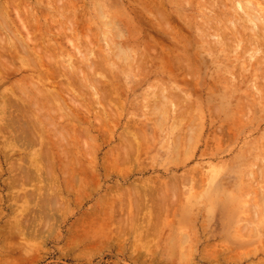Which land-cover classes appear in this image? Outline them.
Wrapping results in <instances>:
<instances>
[{
	"label": "rangeland",
	"instance_id": "obj_1",
	"mask_svg": "<svg viewBox=\"0 0 264 264\" xmlns=\"http://www.w3.org/2000/svg\"><path fill=\"white\" fill-rule=\"evenodd\" d=\"M12 1L0 0V264H264V5Z\"/></svg>",
	"mask_w": 264,
	"mask_h": 264
},
{
	"label": "bare ground",
	"instance_id": "obj_2",
	"mask_svg": "<svg viewBox=\"0 0 264 264\" xmlns=\"http://www.w3.org/2000/svg\"><path fill=\"white\" fill-rule=\"evenodd\" d=\"M11 1H12V0H11ZM181 1H182V0H181ZM185 1L187 2V0H185ZM14 2H15V1L13 0L12 3H14ZM207 2H208V1H207ZM257 2H258V3L260 2V3H259L260 5H262V4L264 5V0H257ZM26 3H27V2H26ZM156 3H157V2H156ZM220 3H221V2H220ZM204 4H205V3H204ZM208 5H209V4H208ZM151 6H152V5H151ZM199 6H200V5H199ZM156 7H157V6H156ZM11 8H12V7H11ZM211 9H212V8H211ZM14 10H15V9H14ZM156 10H158V9H156ZM156 10H155V11H156ZM159 10H160V9H159ZM218 10H219V9H218ZM243 10H244V8H243ZM15 11L17 12V10H15ZM153 11H154V10H153ZM223 11H224V10H223ZM151 12H152V11H151ZM219 12H220V11H219ZM247 12H248V11H247ZM263 12H264V11H263ZM25 13H26V12H25ZM154 13H155V12H154ZM162 13H163V12H162ZM17 14H19V13H17ZM159 14H160V13H159ZM164 14H165V13H164ZM248 14H249V15H248ZM248 14H247V15L250 17V14H251V13L248 12ZM155 15H156V14H155ZM251 15H252V14H251ZM256 15H257V14H256ZM19 16H20V15H19ZM19 16H18V19L20 18ZM21 16H22V15H21ZM163 16H164V15H163ZM221 16L223 17V15H221ZM252 16H253L252 21H253V23H255V25H256V24L258 23L259 20H258V18H257L256 16H254V15H252ZM157 18H158V17H157ZM161 18H162V16H161ZM227 18H229V17L227 16ZM1 19H2V18H1ZM216 19H217V18H216ZM222 19H223V18H222ZM21 20H22V19H21ZM164 20H165V19H164ZM230 20H231V19H230ZM4 21H5V20H4ZM221 21H222V20H221ZM223 21H225V20H223ZM5 22H6V21H5ZM5 22H4V23H5ZM237 22H238V21H237ZM2 23H3V22H2ZM4 23H3V24H4ZM7 23H8V22H7ZM160 23H161V22H160ZM165 23H166V22H165ZM215 23H216V22H215ZM163 24H164V22H163ZM260 24H261V23H259V25H260ZM0 25H1V24H0ZM26 25H27V24H26ZM26 25H25V26H26ZM259 25H257V27H258ZM4 26H5V25H4ZM25 26H24V27H25ZM200 26H201V25H200ZM261 26H262V25H261ZM2 27H3V26H2ZM6 27H7V26H6ZM8 27H9V26H8ZM221 27H222V26H221ZM257 27H256V28H257ZM17 28H18V27H17ZM60 28H61V27H60ZM208 28H210V27H208ZM259 28H260V29H259ZM19 29H20V27H19ZM21 29H22V27H21ZM27 29H28V28H27ZM31 29H34V28H32V26H31ZM47 29H48V28H47ZM47 29H46V30H47ZM257 29H259V30H260V33H261L262 35H264V34H263V33H264V27H263V26H262V27H258ZM8 30H9V29H8ZM8 30H7V32H10V31H8ZM23 30H24V28H23ZM23 30H22V31H23ZM33 31H35V30H33ZM47 31H48V30H47ZM217 31H218V30H217ZM248 31H249V29H248ZM253 31H254V30H253ZM11 32H12V31H11ZM35 32H36V31H35ZM262 32H263V33H262ZM173 33H174V32H173ZM178 33L180 34V31H179ZM237 33H238V32H237ZM15 34H16V33H15ZM59 34H60V33H59ZM176 34H177V33H176ZM179 34H178V35H179ZM261 34H260V35H261ZM180 35H181V34H180ZM180 35H179V36H180ZM251 35H254V34H251ZM262 35H261V36H262ZM182 36H183V35H182ZM222 36H223V35H222ZM234 36H235V35H234ZM237 36H238V35H237ZM240 36H241V35H240ZM243 36H244V35H243ZM254 36H255V35H254ZM25 37H26V36H25ZM183 37H184V36H183ZM263 37H264V36H263ZM20 38H21V37H20ZM28 38H29V37H28ZM28 38H27V39H28ZM179 38H181V37H179ZM251 38L253 39V37H251ZM184 39H186V38H184ZM184 39H182V40L184 41ZM235 39H236V38H235ZM244 39H245V38H244ZM247 39H248V38H247ZM252 39H251V40H252ZM11 40H12V39H11ZM37 40H38V39H37ZM37 40H36V41H37ZM39 40L41 41V39H39ZM39 40H38V41H39ZM182 40H181V41H182ZM189 40H190V39H189ZM237 40H238V39H237ZM2 41H3V40H2ZM49 42H50V41H49ZM245 42H246V41H245ZM8 43H9V42H8ZM186 43H187V42H186ZM246 43H247V42H246ZM248 43H249V42H248ZM253 43H254V41H253ZM2 44H3V43H2ZM16 44H17V43H16ZM33 44L36 45V43H33ZM17 45H19V43H18ZM188 45H189V43H188ZM248 45H249V44H248ZM260 45H262V43H260ZM260 45H258V47H259ZM263 45H264V44H263ZM21 46H23V45L20 44L18 47L21 48ZM24 46H25V45H24ZM24 46H23V48H24ZM190 46H191V45H190ZM190 46H189V47H190ZM4 47H5V46H4ZM25 47H26V46H25ZM35 47H36V46H35ZM38 47H39V46H38ZM189 47H188V48H189ZM226 47H227V46H226ZM248 47H249V46H248ZM0 48H1V47H0ZM2 48H3V47H2ZM2 48H1V49H2ZM9 48H10V47H9ZM20 48H19V49H20ZM185 48H186V47H185ZM21 49H22V48H21ZM37 49H38V48H36V50H37ZM40 49H41V47L39 48V53H40ZM47 49H48V48H47ZM189 49H190V48H189ZM243 49H244V48H242V50H243ZM6 50H7V49H6ZM11 50H12V49H11ZM13 50H14L15 54L19 52V50H18V52H17V49H16V51H15V49H13ZM24 50H25V48H24ZM36 50H35V51H36ZM253 50H254V49H253ZM4 51H5V49L3 50V52L0 51V52H1V55L4 54ZM8 51H9V49H8ZM20 51H21V50H20ZM22 51H23V49H22ZM22 51H21V53H22ZM26 51H27V50H26ZM26 51H23V52L25 53ZM56 51H57V50H56ZM245 51H246V47H245ZM14 52L12 51L11 53L14 54ZM5 53H6V52H5ZM26 53H27V56H28L29 52H26ZM35 53H36V52H35ZM41 53H42L43 56H44V52L41 51ZM41 53H40V54H41ZM18 54H20V52H19ZM18 54H16V56H17ZM40 54L37 53V55H40ZM5 55H6V54H5ZM9 55H10V54H9ZM18 56H20V55H18ZM25 56H26V55H25ZM32 56H33V55H32ZM0 57H2V56H0ZM3 57H4V55H3ZM5 57H6V56H5ZM10 57H11V56H10ZM21 57H22V55H21ZM21 57H20V58H21ZM29 57H30V56H29ZM29 57H28V60H29ZM18 58H19V57H17L16 59H18ZM54 58H55V57H54ZM5 59H8V58H5ZM32 59H33V58H32ZM43 59L47 62L48 59H49V57L47 56V59H45V58H43ZM52 59H53V58H52ZM52 59H49V60H52ZM0 60H1V59H0ZM3 60H4V59H3ZM8 60H10V59H8ZM11 60H12V59H11ZM11 60H10V62H11ZM20 60H21V59H20ZM44 60H43V61H44ZM175 60H177V59H175ZM262 60H263V59H262ZM6 61H7V60H5L4 62H6ZM33 61H34V60H33ZM260 61H261V60H260ZM2 62H3V61H2ZM2 62H0V63L2 64V65H0V69H1V67H2V70H4V69H3V63H4V62H3V63H2ZM10 62H9V63H10ZM31 62H32V61H31ZM31 62H30V63H31ZM46 62H44V64H45ZM67 62H68V61H67ZM175 62H176V61H175ZM175 62H174V63H175ZM179 62H181V60H180ZM179 62H178V64H179ZM11 63H12V62H11ZM35 63H36V62H35ZM35 63L33 62L34 69H35V68H36V69L38 68L37 71H39V66L37 65L38 67H35V66H36ZM37 63H38V61H37ZM37 63H36V64H37ZM47 63H48V62H47ZM47 63H46V64H47ZM49 63H52V62L49 61ZM49 63H48V64H49ZM261 63H262V62H261ZM5 64H7V63H5ZM23 64L28 65L27 63H23ZM31 64H32V63H31ZM46 64H45V65H46ZM52 64H53V63H52ZM70 64H71V62H70ZM33 65H31V66L33 67ZM92 65H93V64H92ZM181 65H182V64H181ZM8 66H9V64H8ZM8 66H7V68H8ZM19 66H20V65H19ZM48 66H49V65H48ZM59 66H60V65H59ZM61 66H62V64H61ZM95 66H96V65H95ZM28 67H29V66H28ZM52 67L56 68L54 65H53ZM185 67H186V66H185ZM262 67H263V66H262ZM86 68H87V67H86ZM20 69H21V68H20ZM30 69H31V68H30ZM49 69H51V68H49ZM61 69H62V68H61ZM66 69H67V68H66ZM90 69H91V67H90ZM2 70H1V71H2ZM8 70H10V69H8ZM54 70H55V69H54ZM186 70H187V69H186ZM13 71H15V69H14ZM18 71H19V69H18ZM18 71L16 70V72H18ZM51 71H52V69H51ZM55 71H56V70H55ZM57 71H58V70H57ZM62 71H63V72H61V71L59 70V75H61V74L63 73V74H62V78H64V77H63V76H64V70H62ZM189 71H190V70H189ZM3 72L6 73L7 71H3ZM20 72H21V71H20ZM60 72H61V74H60ZM78 72H79V71H78ZM187 72H188V71H187ZM260 72H262V71H260ZM0 73H1V72H0ZM4 73H3V75H4ZM54 73H55V72H54ZM54 73H53V74H54ZM41 74H42V73H41ZM41 74H40V76H41ZM55 74H56V73H55ZM65 74H67V72H66ZM262 74H263V73H262ZM6 75H8V74L6 73ZM10 75H12V74H10ZM57 75H58V74H57ZM68 75H70V74H68ZM233 75H234V74H233ZM42 76H43V75H42ZM42 76H41V77H42ZM90 76H91V75H90ZM235 76H236V75H235ZM54 77H55V76H54ZM66 77H69V78L73 79V78L70 77V76H66ZM76 77H77V76H76ZM43 78H44V81L46 82V79H47V78H45L44 76H43ZM56 78H57V77H56ZM58 78H60V76H58ZM77 78H78V77H77ZM50 79H51V78H50ZM53 79H54V78H53ZM71 79H70V81H71ZM75 79H76V78H75ZM231 79H232V78H231ZM234 79H235V78H234ZM237 79H238V78H237ZM51 80H52V79H51ZM83 80H84V79H83ZM88 80H89V79H88ZM28 81H30V80H28ZM80 81H81V78H80ZM89 81H90V80H89ZM95 81H96V80H95ZM71 82H72V81H71ZM74 82L76 83V80H75V81L73 80L72 83H74ZM90 82H91V81H90ZM92 82H93V81H92ZM29 83H30V82H29ZM72 83H71V84H72ZM75 83H74V85H75ZM26 84H27V83H26ZM71 84H69V85H71ZM262 84H263V83H262ZM35 85H36V84H35ZM60 85H61V84H60ZM67 85H68V83L66 84V86H67ZM72 85H73V84H72ZM80 85H81V84H80ZM237 85H238V84H237ZM239 85H240V83H239ZM14 86H15V85H14ZM23 86H25V85H22V87H23ZM31 86H32V85H31ZM31 86H30V87H31ZM36 86H37V85H36ZM63 86H64V85H63ZM64 87H65V86H64ZM80 87H81V86H80ZM94 87H95V86H94ZM16 88H17V87H16ZM25 88H26V87H25ZM32 88H33V87H31V89H32ZM66 88H68V87H66ZM70 88H72V86H70ZM70 88H68V89H70ZM255 88H256V87H255ZM33 89H34V88H33ZM41 89H42V88H41ZM57 89H58V88H57ZM61 89H62V88H61ZM61 89H60V90H61ZM68 89H67V91H69ZM74 89H75V88H74ZM101 89H102V88H101ZM18 90H19V89L17 88V91H16L17 93L20 91V90H19V91H18ZM23 90H24L25 92H27V90H25V89H23ZM62 90L66 92L65 88L62 89ZM76 90H77V88H76ZM254 90H255V89H254ZM32 91H33V90H32ZM37 91H38V89H36V91L34 90V92H37ZM42 91H43V90H42ZM255 91H256V90H255ZM16 92H15V93H16ZM21 92H22V91H21ZM21 92H20V93H21ZM39 92H40V90H39ZM39 92H38V94H36V93H34V94L39 95ZM58 92L62 94L61 91H58ZM82 92H83V91H82ZM185 92H186V91H185ZM40 93L44 94L43 92H40ZM51 93H52V92H51ZM181 93H182V92H181ZM21 94H23V93H21ZM29 94H30V93L28 92V96H30ZM184 94H185V93H184ZM263 94H264V93H263ZM16 95H17V94H16ZM23 95H24V94H23ZM36 95H35V96H36ZM56 95H57V94H56ZM18 96L20 97L21 95L18 94ZM60 96H61V95H60ZM81 96H82V94H81ZM111 96H112V94H111ZM1 97H2V95H1ZM4 97H5V96H4ZM4 97H3V98H4ZM7 97H8V96H7ZM22 97L24 98V96H22ZM25 97H26V95H25ZM30 97H31L32 99H34V98L32 97V95H31ZM42 97H43V95H42L41 97L39 96V97H37V98H42ZM55 97H56V96H55ZM48 98H49V99H47V100H48L47 103L44 102V101L46 100V97H45V99L42 98V100L44 99V100H43V102H44L43 105H44L45 103L49 105L48 102H51V106H50V107H52V101H53V100H51L50 98H53V96H51V97L48 96ZM57 98H58V97H56V99H57ZM5 99L8 100L7 98H5ZM21 99H22V98H21ZM32 99H31V100H32ZM73 99H74V98H73ZM73 99L71 98V100H73ZM111 99H112V98H111ZM163 99H164V98H163ZM22 100H24V99H22ZM25 100H27V97H26ZM40 100H41V99H39L38 101H40ZM42 100H41V101H42ZM54 100H55V98H54ZM57 100H58V99H57ZM60 100H61V99H60ZM68 100H69V99H68ZM74 100H75V99H74ZM11 101H13V99H10V103H11ZM27 101H28V100H27ZM29 101H30V100H29ZM41 101H40V102H41ZM113 101H114V100H113ZM113 101H112V102H113ZM168 101H169V100H168ZM32 102H35V100L32 101ZM72 102H73V101H72ZM115 102H117V101H115ZM166 102H167V101H166ZM5 103H6V102H5ZM7 103L9 104V102H7ZM12 103L15 105L14 102H12ZM12 103H11V105H13ZM25 103L29 104V102H25ZM30 103H31V102H30ZM35 103H36V102H35ZM41 103H42V102H41ZM41 103L39 104V105H40L39 108H41V110H43V109H42L43 105H41ZM54 103H55V101H54ZM74 103H76V102H74ZM164 103H165V102H164ZM168 103H169V102H168ZM46 104H45V105H46ZM76 104H79V103H76ZM9 105H10V104H9ZM14 105H13V107H15ZM16 105H17V104H16ZM30 105H32V104H29V106H30ZM33 105H34V104H33ZM21 106H22V105L20 104V107H21ZM37 106H38V105L35 104V109L37 108ZM41 106H42V107H41ZM46 106H47V105H46ZM46 106H45V107H46ZM64 106H65V104H64ZM64 106H63V107H64ZM74 106H75V105H74ZM79 106H81V108L78 107V106H76V107H78L79 110L81 109L80 111H82L84 107H83L81 104H80ZM13 107L10 106L9 108H13ZM20 107H19V105L17 106V108H20ZM27 107H28V106H25L24 108H27ZM31 107H32V106H31ZM82 107H83V108H82ZM15 108H16V107H15ZM32 108H33V110H34V106H33ZM46 108H49V106L46 107ZM46 108H45V110H46ZM65 108H66V107H64V109H65ZM178 108H179V107H178ZM20 109H21L22 111H23V110H26L25 113H29V112H27V109H28V108H27V109H23V108L21 107ZM51 109H52V108H51ZM51 109H50V110H51ZM67 109H68V108H66L65 110H67ZM84 109H85V108H84ZM108 109H110V108H108ZM9 110H10V109H9ZM28 110H32V109H30V107H29ZM38 110H39V109H38ZM15 111H17V110H15ZM15 111H14V112H15ZM18 111H20V110H18ZM22 111H21V112H22ZM47 111H49V110H47ZM85 111H86V110H85ZM14 112H12L11 114H14ZM21 112H20V115L22 114ZM23 112H24V111H23ZM35 112L37 113V109H36ZM69 112H70V111H69ZM78 112H79V111H78ZM83 112H84V111H83ZM15 113H16V112H15ZM36 113H35V115H36ZM42 113L45 114V111H44V112L42 111ZM42 113H41V111H39L38 116L41 115ZM53 113H54V112H53ZM71 113H72V112H71ZM71 113H70V114H71ZM86 113H87V111L84 113L85 116H86ZM11 114L9 113V115H7V116L9 117ZM23 114H24V113H23ZM31 114H33V113H31ZM46 114H47V113H46ZM70 114L68 113V115H70ZM79 114H80V113H79ZM81 114L83 115L82 112H81ZM81 114H80V115H81ZM111 114H112V113H111ZM17 115H18V114H17ZM48 115H49V114H48ZM51 115H52V114H51ZM75 115H76V113H75ZM75 115L72 116V114H71V116L75 118V119H74V118H72V119L78 121V120L76 119V116H75ZM87 115H88V114H87ZM12 116H13V115H12ZM14 116H15V118H17L15 114H14ZM24 116H25V115H24ZM38 116H37V117H38ZM43 116H44V115H43ZM71 116H70V117H71ZM88 116H90V115H88ZM107 116H108V115H107ZM109 116H110V114H109ZM109 116H108V117H109ZM25 117H26V116H25ZM29 117H30V116H29ZM31 117H32V116H31ZM37 117H36V118H37ZM77 117H78V116H77ZM79 117H80V116H79ZM82 117H83V116H82ZM82 117H81V119H82ZM10 118H11V117H10ZM15 118H14V119H15ZM22 118H23V119H22ZM26 118H27V117H26ZM47 118H48V117H47ZM83 118H84V117H83ZM88 118H89V117H88ZM19 119H21L22 121H24V120L27 121L26 119H24V117H21V118H19ZM30 119H31V118H30ZM30 119H29V120H30ZM40 119H41V118H40ZM40 119H39V120H40ZM45 119H46V118L43 119V122H44ZM48 119H49V118H48ZM52 119H53V117H52ZM52 119H51V120H52ZM61 119H62V118H61ZM108 119H109V118H108ZM111 119H112V118H111ZM196 119H197V118H196ZM10 120H12V119H10ZM17 120H18V119H17ZM36 120H37V119H36ZM53 120H55V119H53ZM32 121H33V119H32ZM81 121H82V120H81ZM11 122L13 123V121H10V123H11ZM15 122H16V121H15ZM17 122H19V120H18ZM17 122H16V124H17ZM178 122H179V121H178ZM243 122H244V121H243ZM20 123H21V122H20ZM20 123H19V124H20ZM25 123H26V122H25ZM45 123H46V120H45ZM179 123H180V122H179ZM179 123H178V124H179ZM19 124H17V125H19ZM23 124H24V122H23ZM31 124H32V123H31ZM79 124H80V122H79ZM14 125H15V124H14ZM26 125H28V124H26ZM26 125L24 124V126H26ZM70 125H71V124H70ZM20 126H21V125H20ZM78 126H79V125H78ZM4 127H5V126H4ZM6 127H7V126H6ZM10 127H11V125H10ZM15 127H16V126H15ZM22 127H23V126H22ZM37 127H38V126H37ZM23 128H24V127H23ZM23 128H21V129H23ZM34 128H36V127H34ZM77 128H78V127H77ZM77 128H76V129H77ZM11 129H12V128H11ZM15 129H16V130H15ZM15 129H14L15 132L18 131V130H17V127H16ZM3 130H4V129H3ZM12 130H13V129H12ZM28 130H29V128H28ZM20 131H23V130H20ZM20 131H19V132H20ZM72 131H73V130H72ZM238 131H239V130H238ZM238 131H237V133H238ZM0 132H1V130H0ZM23 132H25V131H23ZM26 132H27V130H26ZM31 132H32V131H31ZM36 132H37V131H36ZM38 132H39V130H38ZM77 132H78V131H77ZM16 133H17V132H16ZM62 133H63V132H62ZM62 133H60V134H62ZM84 133H85V131H84ZM38 134H39V133H38ZM15 135H16V134H15ZM33 135H34V134H31L32 137H33ZM34 136H35V135H34ZM19 137H20V135H19ZM32 137H31V138H32ZM18 140H19V138H18ZM18 140H17V141H18ZM19 141H20V140H19ZM22 141H23V140H22ZM26 141H27V140H26ZM30 141H31V140H30ZM17 143H18V142H17ZM24 143H25V142H24ZM135 148H136V147H135ZM131 150H133V148H132ZM127 152H128V151H127ZM134 153H135V152H134ZM125 156H126V155H125ZM39 158H40V157H39ZM40 159H41V158H40ZM122 159H123V158H122ZM64 165H65V164H64ZM37 166H38V165H37ZM62 166H63V164H62ZM62 169H64V168H62ZM260 169H261V168H260ZM64 170H65V169H64ZM261 170H262V169H261ZM25 176H26V175H25ZM27 176H28V175H27ZM18 177H19V176H18ZM76 179H77V178H76ZM13 180H14V179H13ZM15 180H16V179H15ZM255 180H256V179H255ZM17 181H18V179H17ZM19 181H20V180H19ZM19 181H18V182H19ZM38 181H39V180H38ZM20 182H21V181H20ZM9 186H10V185H9ZM193 187H194V186H193ZM142 188H143V187H142ZM122 192H123V191H122ZM126 194H127V192H126ZM143 194H144V193H143ZM143 194H142V195H143ZM145 194H146V193H145ZM124 196H125V195H124ZM254 196H255V195H254ZM114 197H115V196H114ZM126 197H128V196H126ZM142 198H143V197H142ZM142 198H141V199H142ZM251 198H252V197H251ZM137 199H138V198H137ZM137 199H136V200H137ZM252 199H253V198H252ZM104 200H105V202H106V199H104ZM125 200H126V199H125ZM136 200H135V201H136ZM135 201H134V202H135ZM140 201H141V200H140ZM140 201H139V202H140ZM102 202H103V201H102ZM137 202H138V201H137ZM96 203H98V202H96ZM106 203H107V202H106ZM156 203H157V202H156ZM107 204H108V203H107ZM115 205H116V204H115ZM134 205H135V204H133V206H134ZM136 205H137V203H136ZM100 206H101V205H100ZM118 206H119V205H118ZM114 207H115V206H114ZM138 207H139V206H138ZM134 208H135V206H134ZM157 208H158V207H157ZM135 209H136V208H135ZM138 209H139V208H138ZM145 209H146V208H145ZM147 209H148V208H147ZM158 210H159V209H158ZM102 212H103V211H102ZM104 212H105V211H104ZM119 212H120V211H119ZM127 212H128V211H127ZM136 212H138V211H136ZM136 212H135V213H136ZM159 212H161V211H159ZM116 213H117V212H116ZM135 213H134V214H135ZM102 214H104V213H102ZM134 214H133V215H134ZM155 214H156V213H155ZM161 214H162V212H161ZM135 215H136V214H135ZM101 216H102V215H101ZM113 217H114V216H113ZM117 219H118V218H117ZM158 219H159V217H158ZM89 221H90V220H89ZM121 221H122V220H121ZM123 222H124V221H123ZM133 222H134V221H133ZM125 223H126V222H125ZM125 223H124V224H125ZM151 223H152V222H151ZM151 223H150V224H151ZM124 224H123V225H124ZM89 225H90V224H89ZM127 225H128V224H127ZM110 226H111V225H110ZM125 226H126V225H125ZM125 226H124V227H125ZM140 228H141V227H140ZM137 229H138V228H137ZM146 232H147V231H146ZM142 239H143V238H142Z\"/></svg>",
	"mask_w": 264,
	"mask_h": 264
}]
</instances>
